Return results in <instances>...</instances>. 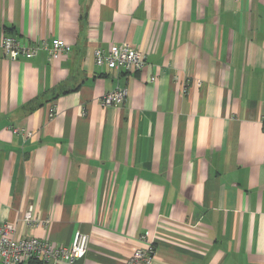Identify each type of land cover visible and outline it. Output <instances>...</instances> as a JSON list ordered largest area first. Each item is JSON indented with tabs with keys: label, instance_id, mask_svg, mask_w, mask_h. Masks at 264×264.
<instances>
[{
	"label": "crops",
	"instance_id": "obj_1",
	"mask_svg": "<svg viewBox=\"0 0 264 264\" xmlns=\"http://www.w3.org/2000/svg\"><path fill=\"white\" fill-rule=\"evenodd\" d=\"M6 35L72 49L0 47V226L89 234L72 264H132L151 244L150 264H264V0H0ZM122 42L142 70L97 66Z\"/></svg>",
	"mask_w": 264,
	"mask_h": 264
},
{
	"label": "built area",
	"instance_id": "obj_2",
	"mask_svg": "<svg viewBox=\"0 0 264 264\" xmlns=\"http://www.w3.org/2000/svg\"><path fill=\"white\" fill-rule=\"evenodd\" d=\"M0 47L7 54H21L30 57L38 55L41 51H47L51 59H60L67 56L72 47L62 38H54L51 41L41 39L33 44H24L13 35L0 37ZM95 63L99 67H108L117 71L131 73L142 70L146 65V57L141 50L127 42L113 43L108 49L96 47L94 49ZM154 79V78H152ZM128 95L126 87H117L106 93L101 102L106 106L122 103ZM56 107L49 110L51 117L56 114ZM16 133L24 131L14 127ZM27 219L31 221L30 213ZM16 227L13 223H3L0 226V256L2 264H23L30 259H38L47 264H72L82 259L87 254L90 244V236L80 230L76 231L70 245H58L50 240L37 237L17 238ZM155 253L151 244L147 248L134 250L130 261L132 264H150Z\"/></svg>",
	"mask_w": 264,
	"mask_h": 264
},
{
	"label": "trees",
	"instance_id": "obj_3",
	"mask_svg": "<svg viewBox=\"0 0 264 264\" xmlns=\"http://www.w3.org/2000/svg\"><path fill=\"white\" fill-rule=\"evenodd\" d=\"M27 264H43V261L33 258L28 260Z\"/></svg>",
	"mask_w": 264,
	"mask_h": 264
}]
</instances>
